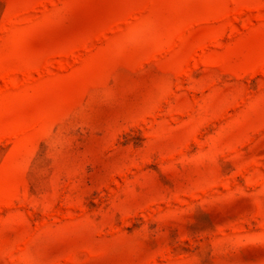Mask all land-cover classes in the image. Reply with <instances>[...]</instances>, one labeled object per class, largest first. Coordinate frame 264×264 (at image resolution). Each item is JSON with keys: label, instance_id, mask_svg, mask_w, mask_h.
Masks as SVG:
<instances>
[{"label": "rangeland", "instance_id": "1", "mask_svg": "<svg viewBox=\"0 0 264 264\" xmlns=\"http://www.w3.org/2000/svg\"><path fill=\"white\" fill-rule=\"evenodd\" d=\"M0 264H264V0H0Z\"/></svg>", "mask_w": 264, "mask_h": 264}]
</instances>
